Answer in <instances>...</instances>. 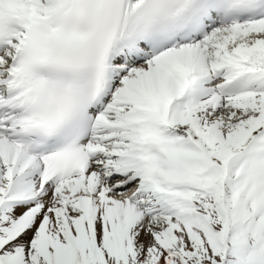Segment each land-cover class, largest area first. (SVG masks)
<instances>
[{"label": "snow or ice", "instance_id": "6c2138e0", "mask_svg": "<svg viewBox=\"0 0 264 264\" xmlns=\"http://www.w3.org/2000/svg\"><path fill=\"white\" fill-rule=\"evenodd\" d=\"M0 264H264V0H0Z\"/></svg>", "mask_w": 264, "mask_h": 264}]
</instances>
